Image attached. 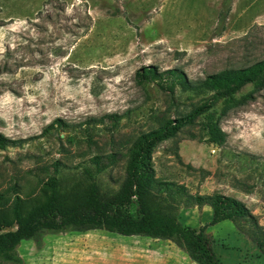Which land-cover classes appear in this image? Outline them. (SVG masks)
Segmentation results:
<instances>
[{
  "label": "rangeland",
  "instance_id": "1",
  "mask_svg": "<svg viewBox=\"0 0 264 264\" xmlns=\"http://www.w3.org/2000/svg\"><path fill=\"white\" fill-rule=\"evenodd\" d=\"M262 59L264 0H231L229 10L224 0H0V133L27 139L0 150V193L15 185L29 208L48 195L43 181L60 161L59 188L65 200L80 201L94 181L78 166L92 167L93 155L112 151L122 158L96 183L102 199L121 193L132 140L189 112L205 94L178 87L170 92L156 83L147 91L138 71L180 68L194 81ZM107 114L120 115L117 123L91 121ZM58 117L74 125L73 132H63L61 140L38 136ZM88 124L97 127L92 148L84 133ZM220 126L223 145L203 120L161 143L153 154L156 178L193 195L235 196L264 230V173L241 169L230 158L234 152L264 159V88L227 110ZM9 198L2 215L13 206L12 190ZM183 205L175 210L183 224L211 222L209 206ZM207 231L221 264H264V251L234 222ZM18 252L23 264H197L170 240L106 230L48 232L39 241L24 240Z\"/></svg>",
  "mask_w": 264,
  "mask_h": 264
},
{
  "label": "trees",
  "instance_id": "2",
  "mask_svg": "<svg viewBox=\"0 0 264 264\" xmlns=\"http://www.w3.org/2000/svg\"><path fill=\"white\" fill-rule=\"evenodd\" d=\"M224 5L229 10L231 0H224ZM137 79L147 91L156 83L161 88H168L170 92L178 87L186 93L205 94L189 112L167 118L161 125L141 132L132 140L126 156L123 155L126 157L125 187L111 198H101L96 180L99 174L122 158V154L115 151L93 155L88 160L92 167L87 164L78 166L94 181L88 196L80 201L65 200L59 188L60 161L53 163L54 171L47 175L46 180L41 179L49 187L44 200L24 208L15 185L0 193V210L10 202L11 190L15 197L9 215L0 214V264H23L18 247L24 240L39 241L48 232L89 230L170 240L197 264H221L207 228L226 220L234 222L240 231L250 233L251 239L264 251V230L243 200L221 192L206 196L190 194L184 185L158 180L153 166L156 148L198 120H203V128L214 135L213 141L223 145L226 133L220 121L227 110L247 103L256 92L264 88V59L248 66L227 68L194 81L180 68L159 71L156 66L149 65L137 72ZM119 117L118 114H107L91 121L97 124L100 120L108 119L114 125ZM73 126L58 117L46 125L38 136L61 140V134L73 132ZM94 128L97 127L92 128L88 124L84 129L91 148L96 144ZM26 140L12 139L0 133V150L21 145ZM230 158L235 159L241 169L255 167L260 169L261 174L264 173V159L256 155L233 152ZM151 194L157 196L158 200L148 198ZM181 205L209 206L212 209L211 222L200 228L183 224L175 211ZM8 227L14 228L6 230Z\"/></svg>",
  "mask_w": 264,
  "mask_h": 264
}]
</instances>
